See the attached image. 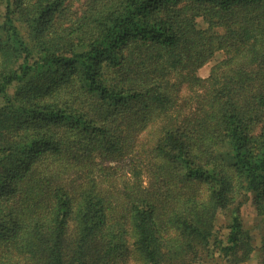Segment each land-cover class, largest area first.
<instances>
[{
  "label": "trees",
  "instance_id": "trees-1",
  "mask_svg": "<svg viewBox=\"0 0 264 264\" xmlns=\"http://www.w3.org/2000/svg\"><path fill=\"white\" fill-rule=\"evenodd\" d=\"M215 258L264 264V0H0V264Z\"/></svg>",
  "mask_w": 264,
  "mask_h": 264
},
{
  "label": "rangeland",
  "instance_id": "rangeland-1",
  "mask_svg": "<svg viewBox=\"0 0 264 264\" xmlns=\"http://www.w3.org/2000/svg\"><path fill=\"white\" fill-rule=\"evenodd\" d=\"M222 56H223L222 53H216L211 61H209L207 64H205L203 67H201L199 69L198 74L202 77L207 76L209 69H210V66L215 61L220 59ZM239 211H240V215H241L242 220L245 223V225L247 227L252 228L253 231L256 233L257 237H259L258 231L261 230L262 225H261L260 220L254 214V209H253L252 203L250 201L246 202L245 204H243L240 207ZM257 239H256V241H257ZM199 264H222V260L220 258H218V259L215 258L213 260H211V259L207 260L206 259V260H203L202 262H200ZM246 264H257V262H256L255 258H253L252 261H250L249 263H246Z\"/></svg>",
  "mask_w": 264,
  "mask_h": 264
}]
</instances>
